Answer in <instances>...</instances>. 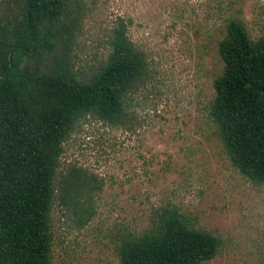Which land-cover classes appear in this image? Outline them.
Here are the masks:
<instances>
[{
  "label": "rangeland",
  "instance_id": "obj_1",
  "mask_svg": "<svg viewBox=\"0 0 264 264\" xmlns=\"http://www.w3.org/2000/svg\"><path fill=\"white\" fill-rule=\"evenodd\" d=\"M82 1L88 12L71 53L75 71L87 75L105 61L110 32L123 20L150 78L129 100L131 123L115 128L86 117L64 143L56 181L82 171L96 215L79 227L54 202L51 264H120L122 237L148 231L171 208L219 240L203 264H264V188L231 165L209 116L225 24L238 20L257 39L264 0Z\"/></svg>",
  "mask_w": 264,
  "mask_h": 264
},
{
  "label": "trees",
  "instance_id": "obj_2",
  "mask_svg": "<svg viewBox=\"0 0 264 264\" xmlns=\"http://www.w3.org/2000/svg\"><path fill=\"white\" fill-rule=\"evenodd\" d=\"M0 12V264H51V212L58 201L79 227L96 215L93 188L71 168L59 182L63 145L79 122L115 128L133 121L129 100L150 78L145 53L119 20L110 51L79 75L71 53L88 8L82 0H2ZM223 62L209 116L231 165L264 188V31L251 39L235 19L218 43ZM219 240L162 210L151 228L120 240V264H203Z\"/></svg>",
  "mask_w": 264,
  "mask_h": 264
}]
</instances>
